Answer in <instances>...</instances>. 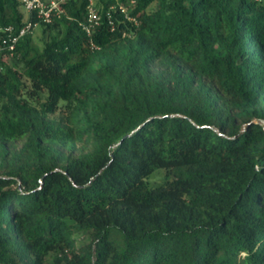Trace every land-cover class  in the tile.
Returning <instances> with one entry per match:
<instances>
[{
    "label": "trees",
    "instance_id": "obj_1",
    "mask_svg": "<svg viewBox=\"0 0 264 264\" xmlns=\"http://www.w3.org/2000/svg\"><path fill=\"white\" fill-rule=\"evenodd\" d=\"M136 1L1 56L0 264H264V0ZM35 21L0 0V39Z\"/></svg>",
    "mask_w": 264,
    "mask_h": 264
},
{
    "label": "built area",
    "instance_id": "obj_2",
    "mask_svg": "<svg viewBox=\"0 0 264 264\" xmlns=\"http://www.w3.org/2000/svg\"><path fill=\"white\" fill-rule=\"evenodd\" d=\"M21 2L29 13L36 16L37 21L29 22L22 28L19 35L15 34L13 26L4 29V35L0 39V54L3 56H12L19 38L34 26L42 22L52 23L56 17H61L64 13L63 4L68 0H21ZM136 3V0H126L105 8L98 5V0H90L87 7V18L81 25L90 37H93L102 24L106 22L111 32L115 33L120 30L123 37L131 36L133 31H129L125 27L119 28V23L121 21L123 24L131 22L133 26H139L138 15L133 13Z\"/></svg>",
    "mask_w": 264,
    "mask_h": 264
},
{
    "label": "rangeland",
    "instance_id": "obj_3",
    "mask_svg": "<svg viewBox=\"0 0 264 264\" xmlns=\"http://www.w3.org/2000/svg\"><path fill=\"white\" fill-rule=\"evenodd\" d=\"M24 12H25V19L28 20L29 19V12L24 8ZM46 27L40 23L36 26H34L32 29H31V34H32V37H33V40L34 42L40 46V47H43L45 45V42L47 41V33L45 31ZM1 54H0V58H1ZM4 60L12 63L13 60H12V56L9 55H5V56H2ZM67 115V110H65L64 108H62L60 110V112L57 114V117L58 118H63ZM19 145H21V141L19 143ZM163 176H164V171L163 169H158L154 172V174L150 177V182L152 185H157L159 183H161L163 181ZM81 239L79 240V243H81Z\"/></svg>",
    "mask_w": 264,
    "mask_h": 264
},
{
    "label": "clouds",
    "instance_id": "obj_4",
    "mask_svg": "<svg viewBox=\"0 0 264 264\" xmlns=\"http://www.w3.org/2000/svg\"><path fill=\"white\" fill-rule=\"evenodd\" d=\"M29 14H31V13H29ZM40 24V23H39Z\"/></svg>",
    "mask_w": 264,
    "mask_h": 264
}]
</instances>
